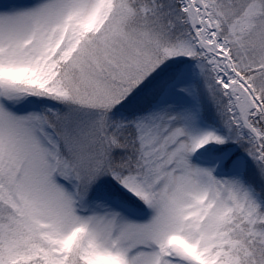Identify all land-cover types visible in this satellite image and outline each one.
Returning <instances> with one entry per match:
<instances>
[{"label":"snow or ice","instance_id":"1","mask_svg":"<svg viewBox=\"0 0 264 264\" xmlns=\"http://www.w3.org/2000/svg\"><path fill=\"white\" fill-rule=\"evenodd\" d=\"M0 264H264V0H0Z\"/></svg>","mask_w":264,"mask_h":264}]
</instances>
